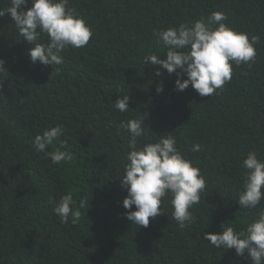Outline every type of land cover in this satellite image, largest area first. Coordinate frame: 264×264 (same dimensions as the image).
<instances>
[{
    "label": "trees",
    "instance_id": "obj_1",
    "mask_svg": "<svg viewBox=\"0 0 264 264\" xmlns=\"http://www.w3.org/2000/svg\"><path fill=\"white\" fill-rule=\"evenodd\" d=\"M8 4L0 0V9ZM69 6L94 36L87 46L66 49L60 66L32 64L27 53L34 46L10 14L0 17L7 70L0 74V264H252L247 253L241 258L215 248L204 233H221L228 222L239 230L264 211V202L252 210L237 203L243 160L250 151L264 157V0H70ZM215 11L239 31L260 36L256 62L234 66L219 95L202 97L191 86L176 91L177 74L144 64L146 55L166 53L153 31ZM119 95L130 96L125 112L115 107ZM138 117L145 118L146 133L138 147L174 134L178 149L205 175L206 190L193 209L197 220L188 228L180 230L172 218L170 196L148 227L126 218L120 179L131 149L128 133L117 129ZM57 124L65 132L48 151L62 145L73 159L53 164L32 141ZM196 143L202 150L190 151ZM67 193L81 215L63 224L49 201Z\"/></svg>",
    "mask_w": 264,
    "mask_h": 264
},
{
    "label": "clouds",
    "instance_id": "obj_2",
    "mask_svg": "<svg viewBox=\"0 0 264 264\" xmlns=\"http://www.w3.org/2000/svg\"><path fill=\"white\" fill-rule=\"evenodd\" d=\"M28 4L29 0H9V4L0 9V17L10 14L19 35L34 46L27 53L32 64L60 66L64 63L62 53L66 49L87 46L94 36L91 25L69 6L70 0H31V8ZM227 20L225 12L215 11L191 24L154 30L153 35L166 53L163 58L155 53L148 54L143 58L144 64L158 65L168 74H177L176 91L183 92L191 86L202 97L219 95L232 80L234 66L251 67L256 62L257 46L262 43L259 35L239 31L226 23ZM43 35H47L46 42H41ZM4 65L5 61L0 59V74L7 71ZM156 75H162V72L157 70ZM162 90L158 88L157 92ZM129 101V95H119L114 104L118 111L125 112L129 109ZM144 120V117H138L122 121L117 129L122 128L128 133L131 149L125 153L127 162L120 179L121 187L127 191L123 200V207L128 210L126 218L146 228L150 218L164 214L161 206L170 196L172 218L183 230L197 220L193 209L206 190L205 175L178 149L174 134L138 147V142L146 136ZM64 132L61 124L50 126L35 136L34 150L50 158L53 164L72 160L71 152L61 150L62 145L55 151H48ZM201 150L199 143L190 149L192 152ZM243 167L247 171L237 203L240 209H257L264 202V157L257 151H250L243 160ZM49 203H54L52 210L63 224L81 215L75 210L71 193L64 194L58 201L50 199ZM86 204L87 198L82 197L79 207L83 209ZM133 205L135 211L131 210ZM226 224L221 233H204V239L217 249L235 250L237 257L244 258L247 253L252 264H264V211L256 212L254 218L239 230L231 222Z\"/></svg>",
    "mask_w": 264,
    "mask_h": 264
}]
</instances>
